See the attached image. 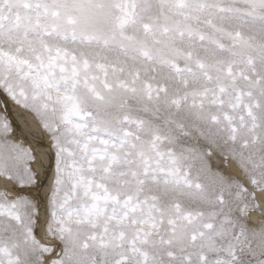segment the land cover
I'll return each instance as SVG.
<instances>
[{
    "label": "snow or ice",
    "instance_id": "6c2138e0",
    "mask_svg": "<svg viewBox=\"0 0 264 264\" xmlns=\"http://www.w3.org/2000/svg\"><path fill=\"white\" fill-rule=\"evenodd\" d=\"M0 264H264V0H0Z\"/></svg>",
    "mask_w": 264,
    "mask_h": 264
}]
</instances>
